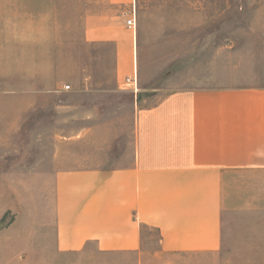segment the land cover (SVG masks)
Segmentation results:
<instances>
[{
    "label": "rangeland",
    "instance_id": "rangeland-1",
    "mask_svg": "<svg viewBox=\"0 0 264 264\" xmlns=\"http://www.w3.org/2000/svg\"><path fill=\"white\" fill-rule=\"evenodd\" d=\"M127 6L128 0H0V119L26 118L14 131L7 163L48 165L53 143L63 141L54 159L66 162L65 142L83 127L80 117L69 119L63 107L71 102L70 92L38 100L35 91L86 83L115 88L116 42L127 38L131 44L137 91L95 101H128L137 93L142 106L152 104L170 91L231 77L225 72L237 57L264 58V0H137L134 31L126 26ZM87 29L104 41H87ZM123 82L120 87L130 90ZM8 127L0 124V133ZM224 184L222 245L216 252L160 251L156 230L143 227L138 255L100 253L93 244L84 252L57 254L50 230L26 226L31 216L42 219L45 213L29 212L27 221L21 215L15 221L18 212L12 209L0 218V229L15 221L7 233L0 232V264H264V172L230 173ZM13 192L17 208L25 201L44 203L52 186L30 189L27 200L24 190Z\"/></svg>",
    "mask_w": 264,
    "mask_h": 264
},
{
    "label": "crops",
    "instance_id": "crops-1",
    "mask_svg": "<svg viewBox=\"0 0 264 264\" xmlns=\"http://www.w3.org/2000/svg\"><path fill=\"white\" fill-rule=\"evenodd\" d=\"M86 40L104 41L95 40L89 29ZM116 50L115 88L86 83L35 91L38 100L42 94L70 92L71 102L63 107L69 119H81L83 127L65 142L64 164L54 159L64 141L53 143L48 165L7 163L14 131L26 118L0 119L12 126L0 133V218L12 209L18 212L15 221L19 215L27 221L29 212L45 213L42 219L31 216L26 226L50 230L57 254L84 252L93 244L100 253L138 255L143 227L156 230L160 251L216 252L222 245L226 177L264 172V83L259 81L264 58L237 57L225 72L231 77L170 91L152 104L142 106L137 93L128 101H95L108 93L133 92L120 87L133 68L127 38L116 42ZM81 149L91 159H75L83 155ZM51 186L44 203L24 200L16 208L14 189L24 190L26 199L30 189ZM15 221L0 232L7 233Z\"/></svg>",
    "mask_w": 264,
    "mask_h": 264
},
{
    "label": "built area",
    "instance_id": "built-area-1",
    "mask_svg": "<svg viewBox=\"0 0 264 264\" xmlns=\"http://www.w3.org/2000/svg\"><path fill=\"white\" fill-rule=\"evenodd\" d=\"M136 1L137 0H128V6L126 11V26L129 29L135 30V20H136ZM124 84L130 88L131 91H137V74L136 71H133L131 75L125 78ZM65 90L70 89V86H64Z\"/></svg>",
    "mask_w": 264,
    "mask_h": 264
},
{
    "label": "trees",
    "instance_id": "trees-1",
    "mask_svg": "<svg viewBox=\"0 0 264 264\" xmlns=\"http://www.w3.org/2000/svg\"><path fill=\"white\" fill-rule=\"evenodd\" d=\"M0 223H2V220H0Z\"/></svg>",
    "mask_w": 264,
    "mask_h": 264
}]
</instances>
